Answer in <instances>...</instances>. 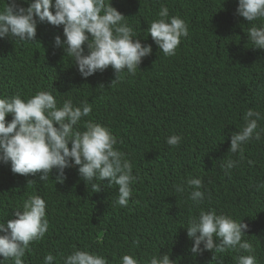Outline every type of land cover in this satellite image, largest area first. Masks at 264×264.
Returning a JSON list of instances; mask_svg holds the SVG:
<instances>
[{"label":"trees","instance_id":"trees-1","mask_svg":"<svg viewBox=\"0 0 264 264\" xmlns=\"http://www.w3.org/2000/svg\"><path fill=\"white\" fill-rule=\"evenodd\" d=\"M207 1L214 8L209 19L189 15L176 0H115L125 9L134 32L158 19L164 5L170 17L185 20L189 34L182 38L185 49L171 57H159L162 53L155 52L159 49H152L134 76L124 73L113 84L111 67L85 79L62 50L53 49V37L62 35V28L40 33L37 29L33 43L0 39V49H16L26 65L17 67L10 80L0 81V94L27 98L47 90L58 106L65 99H72L74 105L91 104L92 113L82 119L78 130L83 131V122L89 119L108 127L117 137L115 147L132 162L136 177L129 204L121 208L114 205L118 186L109 188L105 180L101 191L93 193L79 178L78 166L66 169L67 179L56 184L51 176L40 182L38 175L13 174L10 166L0 165V222L14 218V211L30 195H40L47 202L49 229L42 240L30 243L24 264H43L49 253L56 257L53 264H63L62 258L74 248L100 254L109 264H120L124 254L136 256L143 264L160 253H168L173 264H208L195 260L205 251L193 254V241L185 231L200 209L227 215L244 209L239 217L248 221L264 215V188L257 190L264 182V134L243 146L242 160L239 153L228 152L230 134L243 127L249 108L264 117V50L251 49L250 41L238 31L248 22L236 15L237 1ZM5 4L0 0V10ZM260 129L264 119L258 121ZM173 134L183 137L178 148L166 143ZM228 158L240 160L239 166L222 168ZM190 176L203 177L201 191L206 189L209 200L225 195L227 202L196 205L188 199L191 189L177 193L174 186ZM29 179L37 182L27 183ZM112 213L110 231L105 217ZM263 222L247 239L257 264H264V243L257 242L264 237ZM256 225L251 223L249 232ZM134 240L139 244L134 246ZM238 255L248 253L225 252L218 264H236Z\"/></svg>","mask_w":264,"mask_h":264},{"label":"clouds","instance_id":"clouds-1","mask_svg":"<svg viewBox=\"0 0 264 264\" xmlns=\"http://www.w3.org/2000/svg\"><path fill=\"white\" fill-rule=\"evenodd\" d=\"M235 1L238 2L236 15L248 22L238 31L250 41L251 49L264 50V0ZM176 3L189 15L206 19L214 9L207 0H176ZM158 17L134 32L126 20L125 9L115 0H6L0 10V39L33 43L37 41V29L40 33L41 29L62 28V35L53 34V49L62 50L63 56L71 59L72 66L85 79L111 67L115 76L113 84L124 73L134 76L142 58L148 57L152 49H159L155 51L162 53L159 57H171L178 49H185L182 38L189 34L185 20L170 17L164 5ZM19 66L26 65L18 58L16 49H0V81L10 80ZM92 110L86 101L74 105L72 99H65L58 106L56 97L47 90L27 98L20 94H0V165L10 166L13 174L38 175L40 182H47L51 176L56 184L67 179L66 169L78 166V176L86 188L98 193L107 180V187L118 186L114 205L127 207L132 196L131 185L136 183L132 162L115 147L117 137L108 127L89 119L83 122L84 130H78L82 119L89 117ZM8 116L10 121L6 119ZM261 119H264L261 113L251 108L244 113L243 127L230 134L229 153H239L243 159V146L252 140L259 141L264 134V129L257 130ZM182 139L181 135L173 134L166 138V143L178 148ZM239 164L240 160L228 158L221 167L231 170ZM35 182L29 179L27 183ZM174 187L179 194L191 189L188 199L196 205L206 201L220 206L228 200L225 195H215L209 200L206 189L201 191L205 188L202 176H190ZM261 188L264 182L257 185V190ZM218 200L221 202L212 203ZM46 207L44 198L30 195L14 211V218L0 222V264L6 261L24 264L30 243L42 240L49 229ZM205 208L185 227L188 238L193 241L190 251L193 254L205 251V256L195 260L218 264L220 254L235 251L248 253L238 255L236 264H257L255 250L247 239L259 231L264 215L248 221L239 217L244 209L227 215L217 214L215 209L205 211ZM105 218L111 231L115 214ZM251 223H257L253 232H249ZM257 242L264 243V237H259ZM132 243L136 246L139 241ZM55 259L49 253L43 264H53ZM62 259L63 264H109L106 257L78 248ZM119 260L120 264H140L132 254H124ZM173 262L168 253H160L143 264Z\"/></svg>","mask_w":264,"mask_h":264}]
</instances>
